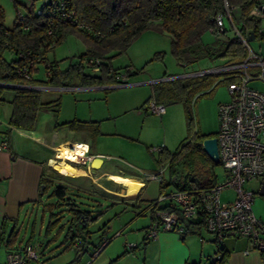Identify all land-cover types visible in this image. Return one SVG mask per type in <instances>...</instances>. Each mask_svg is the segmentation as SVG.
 <instances>
[{
	"label": "trees",
	"instance_id": "1",
	"mask_svg": "<svg viewBox=\"0 0 264 264\" xmlns=\"http://www.w3.org/2000/svg\"><path fill=\"white\" fill-rule=\"evenodd\" d=\"M36 1L38 0H30L32 7H27L26 13L22 15L23 21L17 22L18 14L11 28L4 26L0 9V83L43 88L112 86L116 83L114 75L120 71L113 68L110 59L125 53L130 45L146 31L165 33L170 40L172 57L185 69L200 60L236 63L247 56V51L234 37L229 27L225 28L220 37L213 38V43L203 42V35L209 33L214 27V17L222 12L224 0H67V12L72 17L59 21L55 18L51 22L49 18L35 13L33 4ZM260 1L226 0V3L229 7L236 8V12L232 15L233 24L243 35L253 32L254 39L264 40V34L259 31L260 20L250 16L251 10ZM71 34L81 37L88 44V48L78 56L76 61L69 62L65 69H61L56 60L48 58V53ZM5 53L13 54L14 58L7 60L4 57ZM111 54L114 55L110 56ZM159 58L161 54H155V59ZM89 60L94 62L88 63ZM41 66L43 77L39 79L35 77V74ZM94 66L98 67L97 72L92 71ZM125 70H127V77L134 75L133 71H129V67H125ZM204 78L205 76L187 77L169 80L164 84H155L151 86V96L147 102L153 99L161 104L162 99L168 98L172 102L181 103L184 107L188 130H190L192 118L188 100L190 96L193 97L207 87V84H211L210 79ZM233 80L235 79L229 78L222 81L227 85ZM3 88L5 87H0V93ZM12 90L11 99L0 98V105L8 103L11 106L7 122L9 127L32 131L36 126L37 114L41 107L50 106L54 110L58 107L59 99H56L53 104L43 102L41 90L23 88ZM86 124L74 121L63 123L70 130L83 131L89 128ZM95 128H93L94 132L97 130ZM213 137H216V133L194 134L196 143L190 148L189 153L202 150L198 143ZM191 141L183 144L177 154L162 153L157 160L159 166L164 162L177 161V156L180 157L179 162L186 158L188 153H183V150ZM213 165L217 164L206 157V165L200 166L194 172L192 179H187L190 174L186 172L184 179L179 182H174L172 171L169 169L168 182L161 181L159 184L160 193L165 186L170 185L181 191L209 190L217 182L212 170ZM43 186V192L47 191L48 186L46 184ZM50 196L56 198V204L66 202V205L72 206L67 202L66 188L63 186L54 187ZM151 203L152 201L148 206L150 210ZM73 207L67 209L71 220L62 243H66L68 247L74 246L75 256L66 264H81V259L88 252L84 239L91 232L87 229L94 220L99 216L102 217L105 211L93 218L89 211ZM162 208L166 209L168 206ZM192 226L205 230L202 217L197 221L185 223V233L189 232ZM62 230L63 227L60 231ZM4 233L5 231L2 235ZM17 235V232L11 230L7 241H14ZM81 236L84 237L83 240ZM106 240L109 242V239L104 238L97 249ZM213 242L217 244L215 255H219V258L211 257L207 261L209 264H224L228 255L224 248L220 247L221 243L215 242L214 238Z\"/></svg>",
	"mask_w": 264,
	"mask_h": 264
},
{
	"label": "rangeland",
	"instance_id": "2",
	"mask_svg": "<svg viewBox=\"0 0 264 264\" xmlns=\"http://www.w3.org/2000/svg\"><path fill=\"white\" fill-rule=\"evenodd\" d=\"M40 4V0L34 2L33 9H38ZM27 7H32L30 0H0V9L3 14L4 26L6 28H11L16 16L18 14L24 15ZM224 24L227 26V22H224ZM203 42L207 44L213 43V38L208 32L203 35ZM87 45L88 44L83 41L81 37L71 34L68 35L61 44L55 46L54 49L48 53V58L50 60H56L59 63V67L65 69L69 62L76 61L78 56L86 51L88 48ZM157 53L161 54V58L155 59V54ZM112 55L114 54H111L110 56ZM4 57L7 60H11L14 58V55L11 53H5ZM110 62L113 68L118 69L119 71H123L125 70V67H129L131 71L136 73L133 76L128 77V85L138 83V80L154 82L152 85L149 84L139 87L141 98L137 100L138 105H141V101L150 95L149 88H151V86L153 87L155 84H164L165 82H168L161 81L163 78L171 76L178 77L176 79H184L187 77L180 76L185 75L187 72H196L214 66L212 63H207L206 60H200L187 69L179 66L171 55L170 40L168 36L165 33H155L152 31H146L141 34L130 45L125 53L112 57ZM35 77L39 79L43 77L42 66L35 74ZM204 79H210L211 84H207V87L203 90L200 89L201 91L193 97L190 96L188 100V106L192 118L190 130H188L183 105L181 103L172 102L168 98L162 99L161 104L165 107L166 114L160 117L148 110L144 111L146 115L143 114V116L139 115V109L136 111H128L127 109L123 110L121 108L123 105L120 106V104L122 103V100L126 98L125 96L129 91V88L133 87L115 88L106 94L105 91L98 89L75 90L74 88L78 86H70L68 87L70 89L67 90L43 89L41 90V96L43 102H50L51 104L55 103L56 99L61 97L63 110L58 118L59 122L71 120L76 109L78 115H82V113H88V111L86 112L88 107H99L103 108L105 115H107L106 109H108V107H117L114 112H112L113 114L110 119L101 122L100 131L104 133H112V135L115 133H129L131 136L134 135V137H137V139L140 137L142 138L137 143L127 140L122 141L119 139L122 147L114 144L112 140L108 139L107 144H103L101 149V152L104 154L103 164L96 171L135 175L155 173L154 175H158V178H160L163 183H167L169 169H171L174 182H179L184 179V174L186 172L190 174L187 179H192L194 172L198 170L200 166L206 165L207 156L202 150L189 153L190 148L196 143L193 135L196 133L199 135L204 134L206 133L205 131H212V133H214V131H216V113H214L216 104L221 100L220 98L223 95H227L229 99L226 84L222 81L220 76L208 75L205 76ZM219 82L222 83L218 84ZM213 87L215 89H213ZM12 95V89L3 88L0 93V98L11 99ZM106 99L108 100L109 105H106ZM227 101L228 100L225 102ZM75 105H77V107ZM67 108L71 111V116L68 115L66 117L63 113L66 112ZM48 109L51 110L50 108ZM9 111L10 106L8 104L4 103L0 105L1 124L3 121H6ZM43 116L45 115L41 114L39 119ZM98 117V119H103L101 117L105 116ZM124 128H127V130ZM84 135L89 139H93V134ZM108 138L118 137L110 136ZM190 140L192 141L183 150V153H188V156L180 162V157L177 156V161L174 160L171 163L164 162L159 166V163L157 162L159 157L158 152L151 153L150 151L152 148L157 149L165 147V151L169 154H177L181 146ZM145 141H149V144H143ZM78 144L82 143L79 142ZM79 161H81L80 157L77 158L76 162H73L78 164H75L74 166L72 163V168L76 171L73 175L83 172L80 169L83 165ZM212 168L217 181H224L225 172L221 165H213ZM51 170V177L54 180H59V177L65 175L55 168L51 167ZM96 177L97 176L93 177L92 180L106 185V188L112 192V199H129L132 197L125 196L123 194V188L120 185L115 184L111 179L103 181V178ZM113 177L122 178V176L119 175H113ZM160 180H157L158 184L161 183ZM70 181L65 180L67 184H63L66 185L68 191V194H66V198L68 199L67 202L72 204V206H68L66 210L69 207L74 208L73 206H75L78 210L89 211L93 218L96 217L98 213L106 211L104 216H99L98 219L90 224L89 229H87L91 233L89 236L86 235L87 238L84 239L85 247L88 251L84 258L88 259L92 254L93 247L102 241L103 234L108 237L105 239H109L112 242L117 238V236H112V234L115 233L122 224H127L126 220L129 217L131 218V215L134 217V213H137V210L122 205L121 203L113 204L109 201H107L105 206H100L99 203L105 201V195L102 191L96 188L91 179H87L85 183L83 179H74L73 181ZM260 182L261 180L248 182L244 185V188L253 192V202L251 205L252 211L258 219L264 222V195L259 194ZM154 188V183H150L146 193H143L142 197H145V195L153 197L156 194ZM174 190L175 187L173 185L165 186L162 193H160V190L158 191L156 198L159 196L166 197ZM232 196L233 195L230 191L226 193L223 192L221 199L224 201L232 198ZM151 200L152 198L141 201L140 210L143 211V215H136L137 217L132 226H142L148 222L151 212L148 206ZM44 207L47 209V205H44ZM46 209L41 206L35 214L34 220L32 219L28 224H25V226L23 225V228L20 229L18 234L19 240H25L24 233L29 234V232H33V235L31 236L33 246L36 247V249L42 248L44 251V256H41V259H39L42 264H66L73 260L75 256L74 246L71 245L68 247L66 243H62L71 217H69L68 211H66L67 214H65L67 216L64 215V212H57L53 216H50ZM107 221L108 224H106ZM61 227H63L62 232L60 231ZM25 228H27V230ZM200 233L204 237H208V240H213V235L206 232L204 229H201ZM81 238L83 240L84 237L81 236ZM207 243L213 246L217 245L215 243ZM96 247H99V245ZM7 252L8 249L5 248L3 244H0V264L5 262Z\"/></svg>",
	"mask_w": 264,
	"mask_h": 264
},
{
	"label": "crops",
	"instance_id": "3",
	"mask_svg": "<svg viewBox=\"0 0 264 264\" xmlns=\"http://www.w3.org/2000/svg\"><path fill=\"white\" fill-rule=\"evenodd\" d=\"M261 2H264V0H261ZM259 20V31L264 34V19ZM250 48L253 53L264 58V40L259 38L253 39V41L250 42ZM207 63H212L213 65L220 64L218 61H207ZM248 71L255 75L259 73L260 69L256 66H252L248 69ZM137 82L138 83L123 86L133 88H129V91L125 96L126 98L122 100L120 106L123 105L121 108L123 110L127 109L128 111H136L139 109V115L143 116V114L146 115L144 111H147L146 103H148L147 101L151 96L152 88H149L150 95L141 101V105H138L137 100L141 98L139 87L149 84L152 85L154 82L146 80H138ZM220 83L222 82H219L218 84ZM248 86L264 93V79L254 78L248 83ZM115 88L116 87L112 86H88L75 87L74 89H98L105 91L107 94V92ZM43 89L58 90L56 88L46 87L39 90ZM57 99H59V104L56 110L52 109L50 106L41 107L37 114L36 126L32 131L19 130L9 127L7 122L11 113V106L6 103L10 106V111L8 112L9 115L6 121H3L2 124L0 122V144L4 141L8 144L6 149L0 150V244H3L8 251L13 248H20L28 243L33 245L31 242L33 232H29V234L24 233V241L19 240V235H17L14 241L9 242L7 241V236L11 230L12 232H17V234H19L23 225L25 226V224H28L32 219L34 220L35 214L41 206L46 209L44 205H47L46 210L49 212L50 216H53L57 212H64V215L67 214L66 208L69 205H66V202L56 204V198L50 196L53 188L56 186H63L66 188V194H68L66 185H63L67 184L65 180L73 181L74 179H83L85 183L87 179H91L96 188L102 191L105 195V201L99 203L100 206H105L107 201L113 204L121 203L122 205L137 210V213H134V217L131 215V218L129 217L126 220L127 224H122L120 228L112 234V236H117L116 239L112 242L109 240V242L100 249L98 254L94 256V253L97 250L96 246L100 244L99 242L93 247L92 254L88 259L84 257V259H81V264H200L207 262V260L215 256L217 250L216 245L213 246L207 243H214L213 240H208L209 238L204 237L200 233V230L194 226H192L190 231L185 233L182 238L173 232L160 231L154 239H146L145 237L146 229L151 223V215H149L148 222L145 225L132 226L137 217L136 215H143V211L140 210L141 201L149 198H152L151 201H153L157 197L159 191L158 181L156 179H148L149 176H152L155 173L135 175L92 171L88 167L89 161L87 158L100 157L103 159L104 154L101 152V149L103 144H107L108 139L112 140L114 144L122 147L119 139L122 141L127 140L137 143L142 138L140 137L137 139V137H134V135L131 136L129 133H115L112 135V133H104L100 131L101 122L110 119L113 114L112 112H114L117 107H108V109H106L107 115H105L104 109L99 107H88V110H86L88 113H82V115H78L76 109L75 113L71 117V120L59 122L58 118L62 114L61 111L63 110V106L61 97ZM220 99L221 100L218 101L216 108L214 109V113H216V131L218 125L217 106L228 100V96L223 95ZM106 105H109L107 99ZM75 106L77 107V105ZM41 114L45 116L39 119ZM63 115L66 117L68 115L71 116V111L67 108ZM98 116L105 117H101L103 119H98ZM73 121L87 123V128H89L84 131L70 130L66 125H63V123ZM95 125L97 130L94 132L93 128H95ZM124 129L127 130V128ZM216 131H214V133H216ZM205 132L206 133L204 134L212 133V131ZM84 134H93V139H89ZM110 136H116L118 138H108ZM79 142L86 145L88 151L87 157H81V164L83 166L80 169L83 172L77 175H62L59 177V180H54L51 177L52 170L48 164V160L54 157L55 148L60 144L70 145L77 144ZM143 144H149V141H145ZM157 149L152 148L150 151L151 153L158 152L159 160L160 155L167 151H165V147H162L160 151H157ZM113 175H119L122 176V178H115ZM95 176L101 179L103 178V181L111 179L115 184L120 186L121 183L127 184L129 186V191L126 192L124 190L123 194L125 196L132 197L129 199H112V192L106 188V185L92 180ZM150 183H154V191L156 190V194L153 196L154 198L146 195L145 197H142V194L146 193ZM43 184L48 186V189L45 192H43ZM65 197H67V195ZM105 213L106 211L104 214ZM69 217H71L70 214ZM25 229L27 230V228ZM3 231H5L4 235H2ZM104 238L108 237L103 234V238L101 240ZM129 245L132 248H130ZM220 247L224 248L228 255L224 264H261L259 252L246 238L226 236L221 242ZM36 251L39 256L38 260L32 261L31 264H42L39 259H41V256H44V251L42 248H37ZM245 252H247V254H245Z\"/></svg>",
	"mask_w": 264,
	"mask_h": 264
},
{
	"label": "built area",
	"instance_id": "4",
	"mask_svg": "<svg viewBox=\"0 0 264 264\" xmlns=\"http://www.w3.org/2000/svg\"><path fill=\"white\" fill-rule=\"evenodd\" d=\"M40 2V7L35 10V13L49 18L50 22L55 18L59 21L72 17L67 12V0H40ZM56 12L60 14L56 15ZM233 12H236V8L229 7L224 0L223 10L214 17V27L209 33L213 38H218L225 28L229 27L234 37L247 51V56L240 62L220 63L212 68L187 72L180 76L218 75L222 80L235 79L226 85L228 101L217 106L218 125L215 138L219 164L225 172V179L222 182L217 181L209 190L189 192L175 189L168 196H159L153 200L150 212L151 223L146 230V238L154 239L160 231L173 232L182 237L186 231L185 223L197 221L202 217L205 231L213 235L215 242L221 243L226 236L246 238L259 252L261 264H264V222L258 219L252 211L253 192L244 188L248 182L264 180V93L248 86L254 78L264 79V58L251 51L247 35H243L234 26ZM250 16L264 19V2L260 1L251 10ZM22 21L23 16L18 15L17 22ZM224 22H227V26ZM93 62V60L88 61V63ZM252 66L258 67L259 73L255 75L250 73L248 69ZM92 71L97 72L98 67L94 66ZM126 72L127 70H123L114 75L116 83L112 87L119 88L128 85ZM24 76L28 78L27 75ZM176 78L178 77L169 76L161 81ZM24 87L36 90L43 88ZM147 110L157 116L165 113V107L153 99L147 103ZM7 147L6 141L0 144V150ZM160 150L161 148L157 149V151ZM83 156H87V150L84 151ZM87 159L90 162L91 158ZM148 179L160 180L158 175L149 176ZM228 191L233 195L232 198L222 201V193ZM160 205L168 206V208L163 209ZM107 243V240L104 241L95 251L94 256ZM38 257L35 247L28 243L20 248L9 250L3 264H31L32 261H37ZM218 258L219 255L213 256V259ZM201 264H209V262Z\"/></svg>",
	"mask_w": 264,
	"mask_h": 264
},
{
	"label": "bare ground",
	"instance_id": "5",
	"mask_svg": "<svg viewBox=\"0 0 264 264\" xmlns=\"http://www.w3.org/2000/svg\"><path fill=\"white\" fill-rule=\"evenodd\" d=\"M85 150H87V146L84 144H60L55 148V155L48 160V164L62 174L73 175L76 171L72 168V163L76 162L77 158L82 157ZM121 187L126 192L129 191L127 184L121 183Z\"/></svg>",
	"mask_w": 264,
	"mask_h": 264
},
{
	"label": "water",
	"instance_id": "6",
	"mask_svg": "<svg viewBox=\"0 0 264 264\" xmlns=\"http://www.w3.org/2000/svg\"><path fill=\"white\" fill-rule=\"evenodd\" d=\"M254 36L253 32L247 33V40L249 42L253 41ZM0 87L10 88V89H17V88H23L26 89L24 86L19 85H12V84H3L0 83ZM41 88H38L39 90ZM198 145L201 147L202 151L205 153V155L215 164H219V156H218V148H217V140L215 137L213 138H207L202 140ZM103 163V159L100 157H94L91 158L89 162V169L92 171H96L101 167V164ZM259 194L264 195V180L261 181Z\"/></svg>",
	"mask_w": 264,
	"mask_h": 264
},
{
	"label": "flooded vegetation",
	"instance_id": "7",
	"mask_svg": "<svg viewBox=\"0 0 264 264\" xmlns=\"http://www.w3.org/2000/svg\"><path fill=\"white\" fill-rule=\"evenodd\" d=\"M80 163H81V161H79ZM74 164V166H75V164H78V163H73Z\"/></svg>",
	"mask_w": 264,
	"mask_h": 264
},
{
	"label": "clouds",
	"instance_id": "8",
	"mask_svg": "<svg viewBox=\"0 0 264 264\" xmlns=\"http://www.w3.org/2000/svg\"><path fill=\"white\" fill-rule=\"evenodd\" d=\"M57 89V88H56ZM87 154H88V151H87ZM87 157V156H86ZM81 158V157H80Z\"/></svg>",
	"mask_w": 264,
	"mask_h": 264
}]
</instances>
